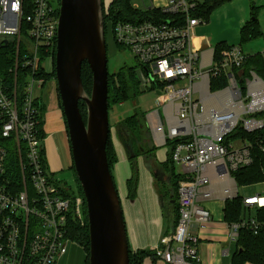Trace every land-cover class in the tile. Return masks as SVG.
<instances>
[{"label": "built area", "instance_id": "built-area-1", "mask_svg": "<svg viewBox=\"0 0 264 264\" xmlns=\"http://www.w3.org/2000/svg\"><path fill=\"white\" fill-rule=\"evenodd\" d=\"M150 1V19L108 21V35L138 61L139 90L156 92L161 108L145 121L152 143L179 167L177 223L154 252L165 264H200L199 231L212 219L202 202L239 194L232 173L252 163V142L229 135L264 128V79L244 73L240 47L217 58L215 45L194 46L205 22L194 14L202 0ZM59 8L60 0H0V48L12 61L0 72V264H55L67 252L71 220L85 216L84 198L54 179L42 136L40 108L56 82ZM221 76L227 85L212 89ZM255 141L263 148L264 134ZM242 198L248 207L264 205L259 193ZM227 227L230 243L245 227L264 235V221L252 216Z\"/></svg>", "mask_w": 264, "mask_h": 264}, {"label": "water", "instance_id": "water-1", "mask_svg": "<svg viewBox=\"0 0 264 264\" xmlns=\"http://www.w3.org/2000/svg\"><path fill=\"white\" fill-rule=\"evenodd\" d=\"M91 71L88 94L82 63ZM55 79L70 144L72 167L85 201L88 264H130L118 190L109 169L108 58L103 0H60ZM84 102L83 119L79 102ZM133 156L131 144H125Z\"/></svg>", "mask_w": 264, "mask_h": 264}, {"label": "trees", "instance_id": "trees-1", "mask_svg": "<svg viewBox=\"0 0 264 264\" xmlns=\"http://www.w3.org/2000/svg\"><path fill=\"white\" fill-rule=\"evenodd\" d=\"M228 0H202L198 3L196 16H201L205 22L208 21L211 12L219 5L225 3ZM251 17L247 20L240 29V43L239 46L248 40L254 39V37L262 34L261 27L258 24L257 10L256 7L251 4ZM156 13L151 10H137L132 6V0H112L109 3L107 10L105 11L103 3V19H104V30L106 37L108 35L107 22L111 21L116 23L118 21H141L150 19V15ZM160 17L166 15L158 12ZM107 41V38H106ZM108 44V43H107ZM233 45V44H232ZM227 42L221 41L215 44V55L217 58L222 50L232 46ZM108 46V45H107ZM8 49L0 48V72L7 74L8 67L12 64L11 58L6 56ZM241 69L245 74H248L251 70L256 72L262 79H264V55L261 53H255L254 55H248L241 65ZM54 75V73H52ZM81 80L84 90L89 94L91 90V71L86 62L82 63L81 68ZM7 83L12 84L11 80L8 79ZM224 76L213 78L211 80L213 88H223L227 84ZM140 91L138 87V78L135 73L134 67L123 66L116 72L108 74V109L114 105L121 104L129 99H134L136 93ZM79 109L82 113L83 119L86 118V107L84 102H79ZM44 112L45 106L40 108L41 127L44 124ZM112 126L111 123L109 125ZM117 136L124 142V144H131L135 155L130 156V163L132 169V176L127 180V191L128 197L133 198L136 194V188L138 184V167L136 162L133 160L138 154H146L152 156L155 146L152 143L150 137V130L146 124L145 116L139 109H135L134 112L126 117L120 118L115 124ZM264 134V128L257 132H246L243 128L238 127L229 138L233 137H245L252 142L251 155L253 157L252 163L245 166L244 168L234 171L232 174L235 178L238 186L244 187V185H250L253 183L264 182V147L261 148L259 144H256L255 138ZM45 136V133H42ZM264 146V144H263ZM107 161L110 172L114 179L113 169L117 162V155L114 145L109 137L106 144ZM159 168H162L168 176V180L174 183L176 189L172 191V188H166L165 195L168 197L167 204L163 205L164 219L167 223V229L172 230L178 219V205H177V185L180 179V175L175 171L174 162L168 152L167 158L163 163H157ZM73 169V167L71 166ZM74 171V169H73ZM75 174V173H74ZM76 178V175H75ZM78 183V194L83 197L82 190ZM115 183V181H114ZM158 184V183H157ZM160 194L161 192L158 191ZM176 194V199L174 198ZM170 200H173L171 203ZM163 204V202H162ZM252 210V212H251ZM84 220L82 223L74 221L70 222V231L68 237L71 240L77 241L82 244L86 251V261L88 264V251H89V234H88V223L86 215V207H84ZM223 220L226 223L237 222L245 219L246 217L252 216L257 221H264V205L248 207L243 204L242 195L226 200L223 207ZM166 232V231H165ZM236 248L232 257V264H264V235H254L250 228L245 227L240 229L238 238L236 239ZM155 255V252L151 250H136L132 251L129 248V259L130 264H142V261L146 256Z\"/></svg>", "mask_w": 264, "mask_h": 264}, {"label": "rangeland", "instance_id": "rangeland-1", "mask_svg": "<svg viewBox=\"0 0 264 264\" xmlns=\"http://www.w3.org/2000/svg\"><path fill=\"white\" fill-rule=\"evenodd\" d=\"M112 0H103L104 7L108 8L109 3ZM161 2L162 0H155ZM132 3L137 6L138 10H145L151 5L150 0H132ZM251 4L256 7L258 24L261 27L262 34L260 36L254 37L252 40L243 42L239 46L240 41V29L244 21H247L251 17ZM107 38V58H108V71L109 73L116 72L119 68L123 66L135 67L138 65V61L133 56L131 51L127 48L119 49L114 45L113 40L110 37ZM219 41L227 42L230 45H235L240 47L244 55H254L255 53H264V0H228L225 3L219 5L215 8L208 19L200 25H197L195 30L194 46H198L201 49L211 48L215 43ZM249 53V54H248ZM51 78V77H50ZM55 78V74L54 77ZM56 80V79H55ZM48 92L50 94H55L57 103L59 100L56 82H51ZM134 99L126 100L121 104L114 105L109 109V120L111 123L110 136L113 145L119 142L125 146L124 142L117 136L115 124L120 120V118L126 117L134 112L135 109H139L143 112L144 116H147L150 112L158 110L161 106L158 104V96L153 90L138 91ZM61 108V106H60ZM46 112H44L45 118ZM63 122L65 124V119L63 116ZM44 126V124H43ZM66 128V124L64 125ZM49 129V128H48ZM52 133V132H51ZM150 137L152 139V134L150 132ZM53 142L54 158L49 159L54 161L55 157L58 160L57 170L54 172V179L65 182L70 191L78 194V183L76 182L75 174L71 168L72 159L68 141L67 131L60 130L53 132L50 143ZM52 145V147H53ZM115 148V146H114ZM116 151V148H115ZM56 154V155H55ZM117 155V153H116ZM128 155V154H127ZM135 155V153H134ZM153 157H149L146 154H138L133 160L136 162L138 167V160L142 159L146 163L152 161L155 156V150L152 151ZM52 161V162H53ZM128 161L130 164V177L132 176V169L130 163V156L128 155ZM116 164V163H115ZM115 166V165H114ZM114 170V169H113ZM139 170V167H138ZM178 171V167H175V171ZM129 177V178H130ZM169 181V180H168ZM170 182V181H169ZM116 185V184H115ZM178 186V185H177ZM171 187L172 191L176 189L173 182H170L166 186ZM239 195H256L260 194L264 196V182L253 183L250 185H244V187L239 186ZM176 199V194L175 197ZM205 207H207L211 213L214 215V220L223 219V207L224 203L222 200H207L202 202ZM252 212V210H251ZM85 215V213H84ZM79 219L71 220L77 223ZM70 228L68 230L69 234ZM236 244L233 243L230 248V253L228 256H223L222 264H232V255L235 251ZM87 256V251L85 247L77 241L69 240L67 244V252L65 255L56 260L55 264H85Z\"/></svg>", "mask_w": 264, "mask_h": 264}, {"label": "crops", "instance_id": "crops-1", "mask_svg": "<svg viewBox=\"0 0 264 264\" xmlns=\"http://www.w3.org/2000/svg\"><path fill=\"white\" fill-rule=\"evenodd\" d=\"M44 97L46 112L44 118L45 147L48 158L50 156L53 159L54 153H56L53 142L50 143L53 132L66 131V128L63 122L61 105L59 101L57 103L55 94L47 92ZM114 146L117 153V162L113 170L114 181L120 197L129 248L132 251L151 250L154 252V248L158 245L160 238L174 229H167L163 205L167 204L168 197L165 195L166 189L161 188L157 177L160 176V184L162 185L163 182L166 183L168 181L167 173L162 168L160 169L162 171L160 174L154 171V169L158 168L157 163H163L166 160V149L165 147L154 145L155 156L152 161L146 163L142 159L138 160L139 170L136 194L133 198H129L127 191V180L130 177L128 152L120 141L116 142ZM149 157H153V155ZM49 161L51 169L55 172L58 167V160L55 157L54 161L52 160L53 162L50 159ZM170 201L173 203V200ZM228 230L227 223L223 219L214 220L212 213L211 221L199 231L198 256H200V264H222L223 256L229 255L230 248L235 243H230L227 240ZM142 264H165V262L162 258L151 255L146 256Z\"/></svg>", "mask_w": 264, "mask_h": 264}, {"label": "flooded vegetation", "instance_id": "flooded-vegetation-1", "mask_svg": "<svg viewBox=\"0 0 264 264\" xmlns=\"http://www.w3.org/2000/svg\"><path fill=\"white\" fill-rule=\"evenodd\" d=\"M68 141H69V140H68ZM69 147H70V144H69ZM160 169H161V168L158 167V168L154 169V171H155L157 174H160V173H162V171H161ZM159 170H160V172H159ZM157 171H158V172H157ZM157 177H158L159 185L161 186V188H162V189H164V188L166 189V188H167L166 186H167L168 184H170L171 181H170V182L167 181L166 183L163 182V184L161 185V184H160V176H157ZM169 180H170V179H169ZM167 183H168V184H167Z\"/></svg>", "mask_w": 264, "mask_h": 264}]
</instances>
